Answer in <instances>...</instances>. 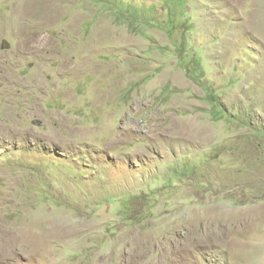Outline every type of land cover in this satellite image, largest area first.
Masks as SVG:
<instances>
[{
	"label": "rangeland",
	"instance_id": "rangeland-1",
	"mask_svg": "<svg viewBox=\"0 0 264 264\" xmlns=\"http://www.w3.org/2000/svg\"><path fill=\"white\" fill-rule=\"evenodd\" d=\"M0 264H264V0H0Z\"/></svg>",
	"mask_w": 264,
	"mask_h": 264
},
{
	"label": "bare ground",
	"instance_id": "bare-ground-1",
	"mask_svg": "<svg viewBox=\"0 0 264 264\" xmlns=\"http://www.w3.org/2000/svg\"><path fill=\"white\" fill-rule=\"evenodd\" d=\"M26 239V238H25ZM23 245V244H22ZM33 249V248H32Z\"/></svg>",
	"mask_w": 264,
	"mask_h": 264
}]
</instances>
